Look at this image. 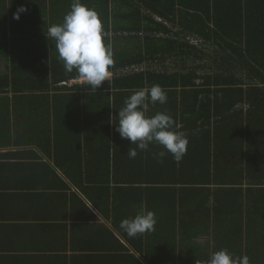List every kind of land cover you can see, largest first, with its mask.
<instances>
[{
    "label": "trees",
    "instance_id": "16d2710c",
    "mask_svg": "<svg viewBox=\"0 0 264 264\" xmlns=\"http://www.w3.org/2000/svg\"><path fill=\"white\" fill-rule=\"evenodd\" d=\"M27 1L35 9L21 28L13 16L0 21V264H43L27 245L45 236L47 221L31 210L48 211L52 199L76 211L77 232L47 234L37 246L44 254L56 238L79 252L92 240L101 255L103 237L117 244L106 251L116 263L204 264L227 249L264 264V0H81L113 53L97 88L70 84L83 77L65 71L47 38L72 0ZM154 84L167 102L146 115L169 114L188 138L179 163L170 153L158 160L164 149L155 143L130 159L136 146L116 130L126 98ZM92 209L128 247L91 225ZM143 210L155 213V230L173 233L156 244L153 231L129 237L121 221ZM96 228L106 237L91 235Z\"/></svg>",
    "mask_w": 264,
    "mask_h": 264
},
{
    "label": "clouds",
    "instance_id": "9594fccd",
    "mask_svg": "<svg viewBox=\"0 0 264 264\" xmlns=\"http://www.w3.org/2000/svg\"><path fill=\"white\" fill-rule=\"evenodd\" d=\"M27 8L21 5L13 18L19 20ZM102 22L93 9L72 0L70 10L61 24L48 28V39L55 41L58 57L66 72L74 69L92 88H97L109 77L113 64V53L103 40ZM167 102L166 91L158 84L150 88L134 91L125 100V106L118 112L117 131L121 138L128 139L132 145L127 151L130 159H135L138 151H145L150 144L160 145L164 150L156 153L158 160L171 154L176 163L182 161L187 152L188 138L181 132L173 131L174 121L167 113L157 112L146 115L149 105ZM156 216L153 211L143 210L133 218L123 219L120 228L129 237H136L155 230ZM204 264H250L247 255L237 256L227 249L214 251Z\"/></svg>",
    "mask_w": 264,
    "mask_h": 264
},
{
    "label": "crops",
    "instance_id": "0c3cea01",
    "mask_svg": "<svg viewBox=\"0 0 264 264\" xmlns=\"http://www.w3.org/2000/svg\"><path fill=\"white\" fill-rule=\"evenodd\" d=\"M25 6L28 10H34L35 8L33 6H29L30 2L27 0H0V21L3 18V15L5 14L6 17L11 21L12 16H14V13L17 12V9L21 6ZM27 11L25 13H21L20 14V18L19 20H16L13 18L14 21V26L13 29L16 30L17 28H21V25H23L22 23L25 21V18L27 16ZM21 37V36H20ZM191 42V40H190ZM3 62H0V72L3 70ZM52 201L54 203H51L50 205H46L45 209H47L48 211H45L43 213L38 211V210H31V213L33 215V217L36 219V217H40L42 219L45 218V221H47V225H50V230L52 232H48L47 229H45L47 227V225L43 226L41 230L38 231V233L43 234L45 236H42V238H36L35 239H31L29 238L30 241V245H27V249H29L30 251L33 250V254L34 256H36L35 258L39 257V256H45L46 259L44 260L43 264H81L82 263V257L84 255L88 256L89 259V263H95L96 261H98L95 264H100V262L102 261L101 259L105 258V260L108 261L107 264H127L126 261L127 259L125 257H121L119 256V260H115V255H111V253L106 252V251H110L112 249H117L118 246H116L117 244H114V242H112L111 240H109V243L107 244H103L106 239L101 237V239L104 240V242L100 245L101 247H103V249H105V252L103 254L100 255V252H98V250H100V247H93L92 244H90L92 242V240H89L87 243L88 249L84 250V252H79L78 249H73L70 248V245L65 246L64 244H58V242L56 241L57 239V235H59V233L64 234V230L68 231L67 233H70V230H72V224L70 223V216H73L74 213H76V211H71V209L67 212V208L69 207L67 204H65V201H59V200H55L52 199ZM133 201V200H132ZM93 210V214L95 215V217L97 218L96 222H91L89 221L88 224L94 226L95 224L97 225H101L104 226L105 228H107L111 233H113L117 239L125 246L128 247V245L123 241V238L120 237V235L117 233V231L113 228V226H111L110 221L106 220L105 218H103V216L97 212L96 210ZM53 212H58V214H55L52 216L51 213ZM62 224L61 227L59 226V224ZM65 225H67L68 227L64 230H62ZM62 228V229H61ZM98 229V228H96ZM60 230V231H59ZM77 232L75 229H73L71 231V233ZM80 233H77V236L79 237L80 235L83 234V231L80 230ZM91 235H103L105 236L103 230H92ZM173 233V231H169V229H156L155 231H153L152 235L156 244V239L163 237L162 235H168ZM47 234H52L53 236H55L56 238H54L53 240V252H49V254H44L46 253L45 250H41L40 247H37L38 245H41L45 242L44 238L47 236ZM96 236H93V238H95ZM106 237V236H105ZM108 238V237H107ZM39 239V240H38ZM42 239V240H40ZM70 237H67L66 240H69ZM110 239V238H109ZM41 241V243H39ZM132 251V248L130 249ZM134 250V249H133ZM103 257V258H102ZM42 259V258H41ZM139 260L142 261L143 259ZM86 262V261H85Z\"/></svg>",
    "mask_w": 264,
    "mask_h": 264
},
{
    "label": "built area",
    "instance_id": "2783aa9c",
    "mask_svg": "<svg viewBox=\"0 0 264 264\" xmlns=\"http://www.w3.org/2000/svg\"><path fill=\"white\" fill-rule=\"evenodd\" d=\"M81 81H85L84 79H82V80H78V81H71V83L70 84H75V83H77V82H81Z\"/></svg>",
    "mask_w": 264,
    "mask_h": 264
}]
</instances>
